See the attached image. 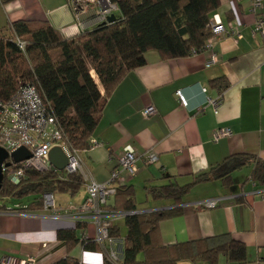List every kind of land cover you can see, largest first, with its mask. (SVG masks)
Here are the masks:
<instances>
[{
	"label": "crops",
	"instance_id": "0c3cea01",
	"mask_svg": "<svg viewBox=\"0 0 264 264\" xmlns=\"http://www.w3.org/2000/svg\"><path fill=\"white\" fill-rule=\"evenodd\" d=\"M66 3L67 0H0V36H12V24L18 20L47 21L63 35L75 36L82 29ZM251 7L252 0H221L214 16L231 34L216 41L211 50L167 60L157 51H148L147 63L131 71L108 97L92 137L101 145L81 156L84 154L88 176L104 183L118 167L127 146L140 154L153 150L158 161L139 159L136 174L124 173L121 185L135 188L137 212L183 208L180 215L160 222L162 243L172 245L229 233L245 243L246 264H264V185L250 178L252 166L234 170L231 186L212 180L197 185L180 205L172 200L154 201L146 194L148 185H164L169 180L186 184L194 175L231 156L248 154L264 160V37L251 31L257 20ZM259 16L264 18V5ZM81 19L85 21L86 17ZM93 28L89 24L84 31ZM239 33L242 38L237 39ZM213 52L218 61L209 63ZM178 90L186 96V105L179 100ZM210 99L220 101L217 109ZM151 105L156 112L144 116L143 110ZM220 127L230 128L232 134L215 141L213 133ZM239 164L238 159H233L226 166ZM140 192L144 197L140 198ZM86 194L83 186L75 197L56 194V200L64 210L82 203ZM217 197L222 201L215 207L199 205ZM114 200L115 197L110 199L111 208ZM49 214L44 208L24 214L0 211V260L4 256L18 260L33 256L34 264H53L70 256L80 264L105 263L100 246L87 249L82 241L84 234L95 236L92 222L76 229L79 242L68 249L66 242L58 238V231L75 228L76 223L53 219ZM114 224L124 237L128 231L125 216L115 219ZM220 264H226L224 256Z\"/></svg>",
	"mask_w": 264,
	"mask_h": 264
},
{
	"label": "trees",
	"instance_id": "16d2710c",
	"mask_svg": "<svg viewBox=\"0 0 264 264\" xmlns=\"http://www.w3.org/2000/svg\"><path fill=\"white\" fill-rule=\"evenodd\" d=\"M120 12L116 20L102 23L92 30L75 36H65L49 22L18 20L12 24V36H0V99L10 101L24 83L37 86L43 99L62 125L73 148L81 153L90 149L108 97L133 70L147 63L146 53L157 51L167 60L186 57L193 51H203L213 36L210 22L221 5V0H113ZM233 15L229 16V19ZM17 39L25 42L22 49ZM92 71L98 76L100 85ZM238 159L240 164L228 168L226 163ZM252 166L251 179L264 185V160L239 154L209 170L199 172L186 184L169 180L164 185H148L147 196L154 201L172 200L180 205L199 184L221 181L233 184L236 169ZM226 167L228 169H226ZM84 186L79 171H44L28 169L18 183L6 177L0 196L19 199L33 212L43 208L47 192L75 197ZM137 197L132 185H119L113 209L121 212L137 211ZM5 206L0 205V209ZM183 213L180 206L130 213L125 216L127 234L124 235L122 264H226L248 262L245 243L225 233L199 240L165 245L161 241L160 222ZM75 228L58 231V238L72 249L79 239ZM111 235L123 237L118 225L111 227ZM87 249H99L90 240ZM53 264H80L67 256ZM104 264H113L107 259Z\"/></svg>",
	"mask_w": 264,
	"mask_h": 264
},
{
	"label": "built area",
	"instance_id": "2783aa9c",
	"mask_svg": "<svg viewBox=\"0 0 264 264\" xmlns=\"http://www.w3.org/2000/svg\"><path fill=\"white\" fill-rule=\"evenodd\" d=\"M264 0H252L251 12L255 14L256 23L251 30L253 34L260 33L264 37V18L259 16L263 8ZM66 6L72 9L77 23L82 31L89 24L97 26L102 23H111L109 17L117 16L120 12L119 6L113 0H67ZM85 16L86 20L81 17ZM210 27L213 33L205 45L204 50H211L216 41L223 36L231 34L224 23L214 16L210 19ZM67 28H64L65 33ZM81 31V32H82ZM236 38H242V34H236ZM18 45L24 49L25 42L17 39ZM203 50V51H204ZM197 53L193 51V54ZM218 61L217 54L213 52L209 63ZM179 100L186 105L187 99L182 90L176 92ZM212 106L217 109L220 101L210 99ZM156 112L155 106L151 105L143 110L144 116H150ZM232 134L228 127L215 129L213 139L220 140ZM101 145L97 139H90V148ZM59 146L69 158V164L65 171L68 173L79 171L84 178L86 188V198L78 205L62 210L56 200V195L47 192L43 195V208L50 212L49 216L53 219H71L74 223L84 224L92 222L95 225L96 234L91 237L88 234L82 236V241L96 242L105 257L113 264H122L124 259V237L111 235V227L114 220L130 213L117 211L110 207V199L115 197L117 187L125 181L124 173L134 176L137 172V161L146 159L149 163H156L159 159L158 154L153 150L145 153H138L131 146L124 149V153L119 160V165L112 170L110 179L107 182L99 183L91 179L84 169L81 152L76 150L68 142L62 125L51 110L49 104L43 99L36 85L24 83L20 86L17 94L10 100L0 99V147L9 153V158L3 164L4 178L10 182L18 184L26 175L28 169H35L40 172L54 170L60 172L50 160L51 150ZM26 147L30 156L21 161H15L12 153ZM222 201V198H210L199 202L205 207H215ZM0 211L8 213L24 214L27 204L16 202L13 205H4ZM46 246V245H45ZM36 258L33 256L27 259L18 260L12 256H4L0 264H34Z\"/></svg>",
	"mask_w": 264,
	"mask_h": 264
},
{
	"label": "water",
	"instance_id": "95a60500",
	"mask_svg": "<svg viewBox=\"0 0 264 264\" xmlns=\"http://www.w3.org/2000/svg\"><path fill=\"white\" fill-rule=\"evenodd\" d=\"M116 18L117 17L113 14L109 17V21L113 22L116 20ZM9 156V153L4 148L0 147V189L2 188V184L4 182L3 164L5 163L6 159L9 158ZM29 156L30 152L26 147H21L20 149L12 153L13 159L17 162L26 159ZM50 160L52 164L60 171L65 170V168L70 165L67 154L59 146H56L51 150ZM7 164L8 163H5V165Z\"/></svg>",
	"mask_w": 264,
	"mask_h": 264
},
{
	"label": "rangeland",
	"instance_id": "374dc122",
	"mask_svg": "<svg viewBox=\"0 0 264 264\" xmlns=\"http://www.w3.org/2000/svg\"><path fill=\"white\" fill-rule=\"evenodd\" d=\"M92 73H93V76L95 77L96 75V73L94 72V71H92ZM97 77V76H96ZM96 77H95V79H96ZM97 80V82H98V84L100 85V87L102 88V85H101V83L98 81V78L96 79ZM82 156H84V154H82ZM140 198L141 197H144L143 196V193H141L140 192ZM20 200L19 199H15V198H4V197H1L0 196V205H13V204H15L16 202H19ZM92 233V232H91Z\"/></svg>",
	"mask_w": 264,
	"mask_h": 264
},
{
	"label": "bare ground",
	"instance_id": "6f19581e",
	"mask_svg": "<svg viewBox=\"0 0 264 264\" xmlns=\"http://www.w3.org/2000/svg\"><path fill=\"white\" fill-rule=\"evenodd\" d=\"M95 75H96V74H95ZM96 76H97V75H96ZM96 76H95V77H96ZM95 77H94V78H95ZM97 78H98V76L96 77V79H97ZM96 81H97V80H96ZM98 81H99V79H98Z\"/></svg>",
	"mask_w": 264,
	"mask_h": 264
}]
</instances>
